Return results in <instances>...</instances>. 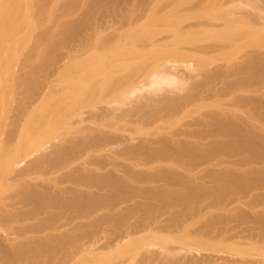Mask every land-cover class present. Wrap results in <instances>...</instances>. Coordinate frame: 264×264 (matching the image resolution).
Listing matches in <instances>:
<instances>
[{"label":"rangeland","instance_id":"1","mask_svg":"<svg viewBox=\"0 0 264 264\" xmlns=\"http://www.w3.org/2000/svg\"><path fill=\"white\" fill-rule=\"evenodd\" d=\"M96 32H100L99 37L104 42L90 43L91 46L88 48L90 51L85 50L86 47H81L80 40L82 42L86 36L93 37ZM112 46L116 51L118 48L117 56L112 54L116 52ZM166 50L168 52L164 53ZM71 53L72 55H70ZM87 53L91 59H87L89 57ZM84 54L85 56H83ZM166 54L167 56H165ZM94 56L99 59L103 57L98 61L105 62L106 65L102 64L103 67L109 66L108 70L106 67H104L105 70L97 69L103 70L101 73L106 77L102 74L101 76L105 79L109 76V80L112 76L113 79H117L116 81H123V83L119 81L123 87L133 89L111 91L108 85L111 88L110 82L113 81H104V78L100 77L98 79L99 82L101 80L100 86L96 80L95 87L92 85L90 87L88 82L91 77L87 73L89 69L91 70L88 66L93 67L91 63L96 61ZM189 60L191 66L188 63L186 65ZM162 61L166 68V71L165 68L163 70L172 73L171 76L175 75L173 78L177 77V83L170 87L163 84L156 91L151 87L146 88L150 82L149 79H151L148 77L149 74L158 69L157 65ZM100 66L98 65L97 68ZM241 66L255 68L251 81L249 80L248 83H233L231 82L233 80L226 81L221 79L222 77L219 80L217 77L219 82L217 81L215 90L211 92L200 90L198 93L193 91L195 84L208 80V74L217 71L225 72V69L232 70L234 68L233 70H235L236 67ZM111 68L112 71L115 70L114 73H109ZM193 69L194 71H192ZM190 72L194 73V76ZM211 74L210 76L213 75ZM212 77V79L216 78ZM218 85L220 90L217 88ZM238 85L239 87H237ZM136 86L139 89L135 90ZM96 87L97 91H92ZM46 98L47 100H44ZM38 100L40 101L38 102ZM185 100H187L186 103ZM48 101L50 102L48 103ZM159 102L164 103L166 110L163 109V112L150 117L145 108L156 106ZM57 104H59L58 107L60 106L59 109H65H62L65 111L64 113L74 110L71 114L68 113L69 115L66 113L64 117L69 118L70 116L72 120L73 118L75 120L69 124L71 127L69 125L65 127L63 124V128H65L62 129V124L58 125L55 119V125L52 123V127L56 133L52 134L56 138L58 133L61 140L58 137L55 140L53 136H49L54 142L52 144L56 143L57 145L59 141H64L63 137H65V140L68 141L65 145H69L70 142L72 145L73 142L68 138L71 139L73 134L74 136L79 135L78 130L82 126L95 128L102 124L100 132L103 135H111V138L115 136L112 142L119 138L117 134L120 137L123 135L119 138L121 140L113 142L106 147V150L98 151L100 154L94 152L96 155L93 153L92 157L89 156L90 159L85 157L88 160L87 162L85 160L87 163L85 164V174L87 173L89 177L87 180L89 182L86 184L85 182L83 184L80 177V173L84 175L80 172V168H82L80 161L74 163L75 167L71 165L70 169H73H71V174H69L71 172L68 171L69 168L61 169L60 172L56 168H51L52 171L55 170L51 173V169L50 171L47 169L50 167L49 163L43 164V162L42 165H37L29 171L28 166L32 164V160L33 163H37L35 160H39L42 156L45 157L46 154L53 151L54 147H60V143L57 146L52 145L48 139V141L44 142V140L38 144L33 139H27V143L26 140L24 143L28 145L25 146L22 142L23 146L21 147V144H18V138L13 136L17 131L16 123L19 126V124H23L26 117L30 118L31 115L38 113L34 116H46L48 114L45 113L49 112L46 108H50V110L56 108L55 110H57L58 107H55ZM164 106L162 107L165 108ZM107 108L111 113L106 116L104 111ZM36 109L38 112L35 111ZM52 110L51 114H53ZM101 112L105 117H103V113L101 115ZM0 113L1 153L4 152L3 149L15 142L21 148V153L23 152L20 153L22 157L20 155V162L17 166V169L20 170L16 169L20 175H17L18 173L14 175L16 179L20 176L18 180L22 181H19V184L16 182L18 180L11 178L12 174L8 175L3 171V166L0 164V232L4 235L16 236L18 242L25 241L24 243H26L31 240L30 242L34 243L31 246H34L37 241L35 237L40 236L41 240L44 239V243L50 245H47L50 249L47 250V248L45 252L25 251L14 254L17 257L14 255L6 257L4 256L7 255L6 252H2V258H6L4 264H163V262L174 264L175 261L177 262L175 264H183L184 262L181 261H185L186 256L187 263L184 264H189V258L194 264H199L201 261L202 264L203 261L211 264L214 257L216 259L212 260L214 264L221 258V262L217 264L226 262V264L234 262V264H238L236 260L240 261L239 264H246L248 260L247 264H264V226H262L264 219L260 220L264 218V204L262 205V201H264V197H262L264 196V0H0ZM90 113H94V115H90ZM97 113L101 116L98 117ZM77 114L79 115L77 116ZM53 116L52 118H55L54 114ZM235 116L237 117L235 119L237 123L235 131L237 132L233 133L234 130H229L230 128L227 126L229 122L226 121ZM77 117L78 119H76ZM7 124L10 128L8 130L13 133H6ZM2 125H5L4 128H6L2 129ZM67 127H70L69 132H66ZM43 129L46 128L43 127ZM4 130L5 134L10 136L6 137L4 144L6 147L3 148ZM115 132L117 133L115 134ZM173 135L176 137L174 138ZM124 136L127 139L130 137L129 142L127 139L124 140L126 138ZM172 138H174L173 142H171ZM175 139L178 142L181 139V143L189 142L188 145L191 146L189 151L191 152L184 154L175 151L174 143L177 142ZM164 142L167 144L163 145ZM156 143L161 149L160 152ZM33 144L37 145L36 148ZM41 144L44 150L37 149L42 148ZM140 148L152 150L149 151V154ZM254 149L255 151H253ZM28 154L30 155L28 156ZM0 156H2V158L0 157L1 163L3 154ZM76 164L79 168H76ZM75 169L77 171L79 169V173H74V176ZM24 170L29 172L24 173ZM90 171L92 172L90 173ZM245 174H247V178ZM23 176H25L24 179ZM240 176L242 177L240 178ZM101 178H105L106 181ZM253 179L256 181L254 182ZM204 187L205 189H203ZM206 187H210L208 189L211 191L208 192ZM82 188L85 192L91 191L97 197L96 201L98 197H102L100 200L107 199L103 206L106 216H101L100 213L92 214L97 218L92 215L87 216L84 218L85 220L81 219L83 222L86 221L83 224L80 220L72 221L71 218V221L69 220V211L62 203L74 194H82L79 191ZM232 189H235V193ZM62 190L64 191L62 192ZM84 190L83 193H85ZM33 192L46 196L44 198L40 196L39 200L32 199L29 197V193ZM258 194L262 195V198ZM49 196L51 201L53 199L52 202L48 199ZM197 196L198 198H196ZM56 199H61L62 202ZM247 204H250V207ZM206 206L207 208H205ZM219 207L223 208V211ZM201 208L203 209L201 210ZM213 209L217 213L221 212V215H218ZM230 210L234 211L230 212ZM239 210L244 212L241 213ZM252 210H255L256 213ZM258 210L260 211L258 212ZM90 211L91 207L84 208V212L89 213ZM246 212L247 216H244ZM6 213H10L12 219L3 218ZM56 213L60 216L59 223L58 220H56L57 222L44 223L40 219L43 217L44 220L45 217L48 218L49 215ZM207 213H210V216H207ZM232 214L237 215L233 217ZM255 214L260 218L259 216L257 218ZM202 215L206 216V219L201 218ZM248 215L253 216L249 218ZM104 216L105 218H102ZM190 216L192 217L190 218ZM236 217H239V220ZM210 220L214 221L209 222ZM206 222L213 223L214 226H209V224H205ZM37 223L41 225L39 229L36 227L37 225H34ZM233 223L235 225L232 226ZM188 224L189 226H187ZM220 224L224 227H221ZM216 225L217 227H215ZM34 226L38 230H35ZM206 226L207 229L212 228L206 229V231L203 229ZM231 226L234 230L231 229ZM245 226H248V229ZM30 227H33L32 229L35 231H29ZM61 227L63 228L61 229ZM226 228L228 229L226 230ZM39 230H41L40 233L35 234ZM202 231L207 234L204 235ZM191 232L193 235L189 234ZM248 232L249 236L245 235ZM239 234L244 235V239ZM172 239L174 240L172 241ZM43 242H41L42 247L46 244ZM83 248H88L90 251ZM162 249L163 251H161ZM168 249L171 250L174 257L177 255L175 257L177 260L171 256ZM159 252L160 255H158ZM162 252H166L165 255ZM190 252L193 253L192 256ZM195 253L199 257L195 256ZM2 254L0 251V259H2ZM150 255L153 256L150 257ZM154 255L158 256L159 260ZM210 256L213 257L209 258ZM159 257L163 258V261ZM150 258L154 259L153 262Z\"/></svg>","mask_w":264,"mask_h":264},{"label":"bare ground","instance_id":"2","mask_svg":"<svg viewBox=\"0 0 264 264\" xmlns=\"http://www.w3.org/2000/svg\"><path fill=\"white\" fill-rule=\"evenodd\" d=\"M116 15H118V14H116ZM116 18H117V16H116ZM119 18H120V16H119ZM111 22V21H110ZM109 22V23H110ZM106 24V23H105ZM204 27V26H203ZM97 30V29H96ZM98 31H101V30H98ZM99 33L100 32H96L95 34H94V38L92 37V36H89V37H87L86 36V38L81 42V40H80V43L83 45H81V47H86L85 48V50L87 49V51L89 50L88 48L91 46V44H97V43H99V42H104V40H102L101 41V39H100V37H99ZM91 35V34H90ZM104 36V35H103ZM110 36V35H109ZM59 42V41H58ZM113 42H116V41H113ZM79 43V42H78ZM77 43V44H78ZM91 43V44H90ZM117 43V42H116ZM164 43V42H163ZM163 43H161L162 45H165V44H163ZM109 44H112V43H109ZM203 44V43H202ZM107 45V44H106ZM108 46V45H107ZM170 46V45H169ZM72 47V46H71ZM80 47V46H79ZM110 47V46H109ZM115 47H117V46H115ZM172 47V46H171ZM73 48V47H72ZM71 48V49H72ZM112 48H113V46H112ZM162 48V47H161ZM160 48V49H161ZM69 49V48H68ZM76 49V48H75ZM79 49V48H78ZM114 49V51H116L115 50V48H113ZM113 49H112V51H113ZM163 49V48H162ZM161 49V50H162ZM166 49H167V47H166ZM169 50V49H168ZM168 50H166L164 53H166V52H168ZM171 51H172V49H170ZM78 51V50H77ZM81 51L83 52V50L81 49ZM86 51V52H87ZM90 51V50H89ZM113 51V52H114ZM163 51V50H162ZM171 51H169V52H171ZM174 51V50H173ZM71 52V51H70ZM69 52V53H70ZM73 52V51H72ZM118 52V48H117V51L116 52H114V53H112V54H115L116 56H117V53ZM90 53V52H89ZM175 53V52H174ZM62 54V53H61ZM181 54H182V52H181ZM70 55H72V53L70 54ZM92 55V54H91ZM83 56H85V54L83 55ZM87 56H89L87 59H89L91 56L87 53ZM97 56H101V55H97ZM97 56H94V57H96L97 58ZM116 56H114V57H116ZM165 56H167V54L165 55ZM165 56H164V58H165ZM67 57V56H66ZM160 57V56H159ZM61 58H62V56H61ZM95 58V62H97L98 60H100L101 58H103V57H101L100 59H99V57L96 59ZM60 59V58H59ZM69 59H70V57H69ZM86 59V60H87ZM91 59V58H90ZM105 59H108V58H105ZM169 59V58H168ZM175 59V58H174ZM92 60H93V57H92ZM110 60V59H109ZM159 61H160V59H158ZM170 60V59H169ZM53 61H54V59H53ZM62 61V60H61ZM85 61V60H84ZM89 61V60H88ZM106 61V60H105ZM168 61V60H167ZM57 62V61H56ZM95 62H93V63H91V62H89V64L91 63L92 64V66L93 67H89L88 66V68H91V70L89 69V71H88V68L86 69L87 71H88V75H89V77H91V78H89V79H91L90 80V82H88L89 83V85H90V87H92V86H94L95 87V81L96 80H98L99 79V77L102 79V78H104L103 76H105V75H103V73H101V72H103V70H105V68L104 67H106V69L109 67L108 65L107 66H102V64H105V62L103 61V62H101V61H98L100 64H95L94 65V63ZM190 60H189V62H186V65H187V63H188V65L190 64ZM167 63V62H166ZM170 63V62H169ZM178 63V65H179V62H177ZM183 63H185V61H183ZM60 64V63H59ZM64 64H66V63H64ZM90 64V65H91ZM153 64H155V63H153ZM152 64V65H153ZM165 63H164V61H162V62H160L159 63V65H157L158 66V69H155L152 73H150L149 74V76L148 77H150L151 79H149L150 80V82H149V84H147L146 85V88L147 87H151V88H153V89H155V91L156 90H158V89H160L161 88V86H163V84H167L169 87H170V85L172 86L173 84H176L177 82H176V80H177V77L174 79L173 78V76H175V75H173V76H171L172 75V73H167V72H165L166 71V68H165V65H164ZM182 64V63H181ZM180 64V65H181ZM88 65V64H87ZM98 65H101L100 67H98L97 68V66ZM106 65V64H105ZM123 65V64H122ZM125 65V64H124ZM184 65V64H183ZM156 66V65H155ZM168 66V65H167ZM174 66V65H173ZM189 66H191V65H189ZM102 67V68H101ZM124 67V66H123ZM169 67H170V65H169ZM188 67V66H187ZM229 67V66H228ZM119 68V67H118ZM125 68V67H124ZM140 68H142L143 69V67H140ZM165 68V71L163 70ZM168 68V67H167ZM172 68V67H171ZM177 68V67H176ZM175 68V69H176ZM189 68V67H188ZM194 68V67H193ZM223 68V67H222ZM227 68V67H226ZM230 68H231V66H230ZM97 69H103V70H97ZM110 69V68H109ZM141 69V70H142ZM187 69V68H186ZM191 69V68H190ZM196 69V68H195ZM234 69V68H233ZM226 70L225 69V72H223V71H221V72H219V71H217L216 73H210L212 76H214V78L215 79H212L213 77L212 76H210V74H208V80H206V81H204V82H200V83H197V84H195L194 86H193V91H195L196 93H198L200 90H208V91H213V90H215L214 89V87H216V84H218V78H219V80H221V79H225L226 81L227 80H233V81H231V82H233V83H248V81L250 80L251 81V76L253 75V70L255 69V68H253L252 69V67L250 68V67H247V66H241V67H236L235 68V70ZM108 70V69H107ZM107 70H106V72H107ZM118 70V69H117ZM119 70H120V68H119ZM141 70H139V71H141ZM143 70H146V69H143ZM178 70V69H177ZM180 70V69H179ZM189 70V69H188ZM198 70V69H197ZM221 70V69H220ZM223 70V69H222ZM47 71V70H46ZM84 71V73H85V69L83 70ZM91 71V76H90V74H89V72ZM114 69H113V71H112V68H111V70H110V72L109 73H114ZM190 71V70H189ZM192 71H194V69L192 70ZM213 71V70H212ZM226 71H228V72H226ZM255 71V70H254ZM175 72V71H174ZM209 72H211V71H209ZM47 73V72H46ZM185 73V72H184ZM183 73V74H184ZM192 72H190V74H191ZM196 73V72H195ZM203 73V72H202ZM205 73V72H204ZM208 73V72H207ZM101 74L103 75V76H101ZM171 74V75H170ZM194 74V73H193ZM193 74H191L192 76H194ZM50 75V74H49ZM88 75H86V77L88 78ZM115 76L116 77H118L116 74H115ZM122 76H124L125 77V75H122ZM199 76V75H198ZM207 76V75H206ZM106 77V76H105ZM109 76H107V78H108ZM114 77V76H113ZM121 77V76H120ZM187 77V76H186ZM185 77V78H186ZM204 77H205V74H204ZM212 77V78H211ZM218 77V78H217ZM220 77H222L221 79H220ZM87 78H85V79H87ZM103 79L104 81L105 80H108L109 82L110 81H113V82H110L111 83V88H110V85H108V88H109V90L111 89V91H130V90H132V89H129V88H127V87H123L120 83H123V81L121 82L120 80V83H119V81H116L117 79H115V81H114V79L112 78V76H111V78L113 79H111L110 78V80H109V78L108 79ZM179 78V77H178ZM189 78V77H188ZM187 78V79H188ZM194 78V77H193ZM198 78V77H197ZM196 78V79H197ZM124 79V78H123ZM179 79H181V78H179ZM199 79H200V77H199ZM206 79H207V77H206ZM102 80V81H103ZM122 80V79H121ZM148 80V81H149ZM182 80V79H181ZM194 80H195V78H194ZM83 81H84V79H83ZM86 81V80H85ZM89 81V80H88ZM198 81H200V80H198ZM218 81V82H217ZM224 81V80H223ZM226 81H224L225 83H228V82H226ZM107 82V81H106ZM108 82V83H109ZM223 82V83H224ZM87 83V82H86ZM101 84V80H100V82H99V80H98V84ZM148 83V82H147ZM194 83H196V82H194ZM224 83V84H225ZM232 83V84H233ZM82 84H83V82H82ZM94 84V85H93ZM100 84H99V86H100ZM106 84V83H105ZM105 84H103V85H105ZM221 84V83H220ZM92 85V86H91ZM228 85V84H227ZM227 85H225V86H227ZM83 86H84V84H83ZM96 86H98V85H96ZM102 86V85H101ZM229 86V85H228ZM227 86V87H228ZM235 86H236V84H235ZM242 86V85H241ZM102 87H105V86H102ZM164 87H165V85H164ZM163 87V88H164ZM220 87H222V86H220ZM226 87V88H227ZM237 87H239V85L237 86ZM217 88H219V85H218V87ZM90 89V88H89ZM134 89L135 90H137V89H139V87L138 86H136V87H134ZM222 89V88H221ZM224 89V88H223ZM227 89H231L230 87L229 88H227ZM227 89H226V91H227ZM235 89V88H234ZM246 89V88H245ZM248 89V88H247ZM246 89V90H247ZM82 90V89H81ZM91 90V89H90ZM98 90H100V88L98 87ZM102 90V89H101ZM106 90H107V88H106ZM108 90V91H109ZM219 90H220V88H219ZM92 91H97V87H96V89L95 90H92ZM134 91V90H133ZM189 91V90H188ZM217 91V90H216ZM222 91V90H221ZM90 92V91H89ZM45 93V92H44ZM86 93V92H85ZM88 93V92H87ZM92 93H94V92H92ZM96 93V92H95ZM94 93V94H95ZM43 94V93H42ZM49 94H51V93H49ZM74 94V93H73ZM72 94V95H73ZM76 94V93H75ZM80 94V93H79ZM79 94H78V98H79ZM90 94V93H89ZM89 94H87V95H89ZM46 95H48V94H46ZM52 95V94H51ZM72 95H70L71 97H72ZM194 95H195V93H194ZM40 96V95H39ZM42 96V95H41ZM40 96V97H41ZM74 96V95H73ZM76 96V95H75ZM84 96H86V95H84ZM91 96H92V94H91ZM44 97H45V94H44ZM47 97V96H46ZM68 97V96H67ZM48 98H49V96H48ZM51 98V97H50ZM40 100H42L41 98H39ZM73 99V98H72ZM187 99V98H186ZM40 100H38V102L40 101ZM44 100H47V98L46 99H44ZM44 100H43V102H44ZM162 100V99H161ZM32 101V100H31ZM186 101L187 100H185V103H186ZM33 102V101H32ZM37 102V103H38ZM50 101H48V103H49ZM111 102V101H110ZM110 102H109V104H110ZM161 102V101H160ZM159 102V104H157L156 106H148L147 108H145V110H146V112H147V114L150 116V117H154L156 114H158L159 112L161 113V112H163V109H165L166 110V107L164 106V103H160ZM163 102V101H162ZM182 102V101H181ZM184 102V101H183ZM182 102V103H183ZM30 103V102H29ZM108 103V102H107ZM33 104V103H32ZM39 104V103H38ZM40 105H43V104H41L40 103ZM58 105L59 104H57V105H55V107H58ZM182 105V104H181ZM186 105V104H185ZM184 105V106H185ZM35 107H36V105H34ZM162 106H164L165 108H163ZM44 107V106H43ZM73 107V106H72ZM72 107H71V109H72ZM182 107V106H181ZM39 108V107H38ZM44 108H46V107H44ZM60 108V106L57 108V110H55L54 108V110H52V108H51V110L53 111V114L55 115V118H52V117H54L53 116V114H51L50 113V108H46V110L48 109L49 110V112H46L45 114H48V115H46V116H42V117H39V116H34V115H38V114H34V115H31L30 116V118H29V116L28 117H26L25 118V121L23 122V124L21 123V124H19V126L17 125V123L16 122H13V123H16V127H15V125H14V127L15 128H17V131H16V134H14L13 136H16V138H18L17 140H19L18 141V144L20 145L22 142L24 143L25 142V140H26V143H27V139H33V141L35 142V141H37L38 142V144L39 143H41V141H44V142H46V140L48 141V139H50L49 141H51V144L52 143H54V142H52L53 140H52V136H53V138L56 140V138L59 136L58 135V133H57V137L55 138L54 136L55 135H53V134H55L56 133V131H55V129H54V131H53V128L54 127H52L53 126V124L52 123H54V121H55V119H56V122H57V124L58 125H61V128L62 129H64L67 125H69L72 121H74L75 119L73 118V120L70 118V116H69V118L67 117V118H65L64 117V115L67 113H64L65 111V109L64 108H62V109H64V110H62V109H59ZM66 108V107H65ZM68 108H70V107H68ZM102 108V107H101ZM42 109V108H41ZM67 109V108H66ZM74 109V108H73ZM92 109V108H91ZM104 109V108H103ZM170 109V108H169ZM39 110H40V108H39ZM45 110V111H46ZM78 110V109H77ZM76 110V111H77ZM172 110V109H171ZM35 111H37L38 112V109H36ZM35 111H33L34 113H37V112H35ZM43 111V110H42ZM68 111V110H67ZM70 111V110H69ZM74 110H72V111H70V112H68L69 114H71V112H73ZM101 111V110H100ZM169 111V110H168ZM32 112V111H31ZM32 112V113H33ZM55 112H56V114H55ZM90 112V111H89ZM97 112H99V111H97ZM104 112H106L105 113V115L107 116L108 115V113H111L109 110H108V108L104 111ZM30 113V112H29ZM29 113H27V114H29ZM49 113L51 114L50 116H49ZM64 113V114H63ZM67 113V115H69ZM102 113L103 112H101V115H102ZM1 114V113H0ZM41 114V113H40ZM93 115H94V113H92ZM91 113H90V115H92ZM98 114V113H97ZM8 115V114H7ZM26 115V114H25ZM42 115V114H41ZM43 115H44V113H43ZM79 114H77V116H78ZM100 115V116H101ZM12 116V115H11ZM11 116H9L10 118H11ZM23 116V115H22ZM76 116V115H75ZM74 116V117H75ZM97 115H96V113H95V117H96ZM99 116V114H98V117H100ZM7 117V116H6ZM17 117V116H16ZM24 117V116H23ZM91 117H93V116H91ZM94 117V118H95ZM103 117H105L104 116V113H103ZM52 119H54L53 120V122H52ZM76 119H78V117L76 118ZM82 119V118H81ZM96 119V118H95ZM235 119H237V117L235 116L234 118H232V119H230V120H227L226 122H229L228 123V125H227V123H226V125L230 128L229 130L230 131H232V129L234 130L233 131V133L234 132H237V131H235L236 130V127H235V124H237L236 122H235ZM24 120V119H23ZM80 120V119H79ZM102 120H104V119H102ZM10 122V121H9ZM75 122H77V121H75ZM97 122V121H96ZM10 123H12V122H10ZM83 123V122H82ZM98 123V122H97ZM57 124H56V126H57ZM63 124H64V128H63ZM99 124H101V123H99ZM10 125V124H9ZM51 125V126H50ZM54 125H55V123H54ZM73 125V124H72ZM82 125V124H81ZM3 126V125H2ZM5 126V125H4ZM4 126L2 127V129L4 128ZM6 126H8V124L6 125ZM11 126V125H10ZM18 126V127H17ZM45 126H47V127H45ZM49 126V127H48ZM55 126V127H56ZM70 127H71V125H69ZM90 126V125H89ZM100 126H102V124L101 125H98V127H95V128H92V127H88V126H86V127H83L82 126V128L81 129H79L78 130V132H79V135H77V136H74V134H73V137H71V139L70 138H68V140H70V141H72L73 142V144L71 145L70 143H68L69 145H65V143H66V141H67V139L65 140V137H63L64 138V141L62 142V141H59V143H57V145L59 144L60 145V147L59 146H57L56 145V143L55 144H52V145H56L57 146V148L56 147H54V149H56V150H54L53 149V151L52 152H50L49 154H46V156L44 157V156H42V157H44V158H39V160H35V161H37V163H33V160H32V164H30L28 167V170L29 169H32L33 167L35 168L37 165H42L41 163L43 162V164L44 163H49V165L48 166H50L49 168H47L49 171H50V169L51 168H53V169H57V170H59V172H60V170L61 169H66V168H69L68 169V171L70 172L71 171V169H70V167H75V165H74V163H77V162H82V163H80L81 164V166H82V168H80V172H82L84 175H82L81 173H80V177H81V180H82V182H83V184H84V182H85V184L86 183H88L87 182V180H89V177H88V174L86 175L85 174V172H86V170H85V164H87V163H85V160H86V162L88 161L85 157H89V156H91L94 152H97L98 153V151H100V152H102L103 150H106V147L107 146H109L110 144H112L113 142H112V140H114V137L113 138H111L110 136H108L107 134H105V135H103V133L102 132H100ZM43 127L44 128H46V129H43ZM70 127H67V131L66 132H69V128ZM228 127H226V128H228ZM6 128V127H5ZM4 128V129H5ZM235 128V129H234ZM8 129H10L9 128V126H8V128H6V133H8V132H10V130H8ZM72 129V128H71ZM74 129V128H73ZM76 129H78V128H76ZM1 130V129H0ZM3 131V130H2ZM12 131H14V129H12ZM62 131V130H61ZM63 131H65V130H63ZM74 131V130H73ZM76 131V130H75ZM123 131V130H122ZM1 132V131H0ZM55 132V133H54ZM57 132H59V131H57ZM66 132H64V133H66ZM77 132V131H76ZM104 132V131H103ZM119 132V131H118ZM124 132V131H123ZM10 133H13V132H10ZM53 133V134H52ZM112 133H114V132H112ZM117 132H115V134H116ZM4 134H5V130H4ZM9 134V133H8ZM8 134H5V140L3 139V145L5 144V141H6V137H8V136H10V135H8ZM52 134V135H51ZM63 134V133H62ZM68 134V133H67ZM66 134V135H67ZM76 134V133H75ZM103 136H102V135ZM109 134V133H108ZM129 134V133H128ZM131 134H132V132H131ZM171 134V133H170ZM175 134V133H174ZM177 134V133H176ZM7 135V136H6ZM61 135V134H60ZM118 136H119V138H121L120 137V135L119 134H117ZM185 135V134H184ZM4 136V135H3ZM49 136H51L50 138H49ZM68 136H69V134H68ZM113 136V135H112ZM174 136V135H173ZM180 136H181V134H180ZM179 136V137H180ZM183 136V135H182ZM186 137H188L187 135H185ZM0 139H2V135H0ZM110 137V138H109ZM124 137H126V136H124ZM124 137H123V139H124ZM171 137H172V134H171ZM176 136H174V138H175ZM177 137H178V135H177ZM184 137V136H183ZM4 138V137H3ZM11 138V137H10ZM59 138V140H61V138L60 137H58ZM118 138V139H119ZM174 138H172V141L171 142H173V139ZM181 139H183L182 137H180ZM14 140H15V138H13ZM12 139V140H13ZM117 139V140H118ZM122 139V140H123ZM127 139V137L124 139V140H126ZM128 139H130V137H128ZM127 139V140H128ZM131 139H132V137H131ZM177 139V138H176ZM175 139V141H177ZM181 139H179V142L177 141L176 143H174V147L176 148V150L175 151H179L180 153H187V152H191V151H189L190 150V147L191 146H189L188 144H189V142H187V143H181L180 141H181ZM190 139V138H189ZM12 140L10 141V143L12 142ZM117 140H115V142H117ZM119 140H121V139H119ZM1 141V140H0ZM16 141V140H15ZM32 141V142H33ZM174 141V142H175ZM8 142V141H7ZM68 142V141H67ZM114 142V143H115ZM121 142V141H120ZM128 142H129V140H128ZM154 142V141H153ZM159 142H161V141H159ZM9 143V142H8ZM17 142H15L14 144H10L8 147H6V145H2L3 146V148L4 147H6L5 149H3L4 150V152H2L1 153V151H0V154H3V159L1 160L2 162L0 163V164H2V166H3V171L4 172H6L8 175L9 174H12L13 175V177L11 176V178H14V180L16 179V177H14V175H16L17 173H18V171L20 170H18L17 169V166L19 165V162H20V155L23 153H21V148L19 147V145L18 144H16ZM22 143V144H23ZM26 143H24L25 144V146L26 145H28V144H26ZM43 143V142H42ZM50 143V142H49ZM119 143V142H118ZM117 143V144H118ZM155 143V142H154ZM165 143L167 144V142H164V144L163 145H165ZM20 145L21 147L23 146V145ZM35 144V143H34ZM33 144V146H35ZM64 144V145H63ZM173 144V143H172ZM8 145V144H7ZM156 145L158 146V144L156 143ZM160 145V144H159ZM237 145H239V143H237ZM261 145V144H260ZM30 146V145H29ZM37 146V145H36ZM36 146H35V148H36ZM44 146V145H43ZM45 146H46V144H45ZM51 146V145H50ZM263 146V145H262ZM41 147H42V144H41ZM149 147V146H148ZM159 147V146H158ZM162 147V146H161ZM142 148V147H141ZM140 148V149H141ZM174 148V149H175ZM24 149V148H23ZM22 149V150H23ZM37 149H42V150H44L43 149V147L42 148H37ZM47 149V148H46ZM147 149V148H146ZM0 150H1V146H0ZM142 151L144 150V149H141ZM152 150V149H151ZM150 149H149V151H151ZM157 150H158V148H157ZM160 147H159V152H160ZM259 150V149H258ZM146 153H148L149 151H148V149L147 150H144ZM253 151H255V149L253 150ZM163 152V151H162ZM161 152V153H162ZM258 152V151H257ZM260 152H261V150H260ZM21 153V154H20ZM26 153V152H25ZM44 153V152H43ZM44 154V155H45ZM98 154H100V153H98ZM97 154V155H98ZM149 154H150V152H149ZM30 154H28V156H29ZM43 155V154H42ZM94 155H96V153H94ZM104 155H106V154H104ZM251 155V154H250ZM249 155V156H250ZM103 156V155H102ZM248 156V157H249ZM1 158H2V156H0ZM21 157H22V155H21ZM24 157V156H23ZM40 157V156H39ZM92 157V156H91ZM91 157H89V159L91 158ZM251 157V156H250ZM249 157V158H250ZM0 158V159H1ZM83 158H84V160H83ZM36 159V158H35ZM81 159H82V161H81ZM24 161V160H23ZM40 162V163H39ZM244 162H246V161H244ZM29 164V163H28ZM79 164V163H78ZM47 165V164H46ZM72 165V166H71ZM84 165V166H83ZM38 166V168H40ZM44 166V165H43ZM88 166V165H87ZM91 166V165H90ZM78 166H77V164H76V168H77ZM79 168V167H78ZM88 168V167H87ZM91 168V167H90ZM89 168V169H90ZM260 168V167H259ZM18 171H17V170ZM254 169V168H253ZM261 169V168H260ZM1 170V169H0ZM33 170V169H32ZM73 170V169H72ZM85 170V171H84ZM90 170H92V169H90ZM94 170V169H93ZM92 170V171H93ZM240 170V169H239ZM256 170V169H255ZM254 170V171H255ZM2 171V172H3ZM29 171H31V170H29ZM28 171V172H29ZM53 171H55V170H53ZM52 171V169H51V173L53 172ZM67 171V170H66ZM76 171V172H75ZM84 171V172H83ZM92 171H90V173L92 172ZM118 171V170H117ZM236 171V170H235ZM258 171V170H257ZM25 172H27V171H25L24 170V173ZM27 172V173H28ZM34 172H35V170H34ZM77 172L79 173V169H78V171H77V169H75L74 170V172H73V174L74 173H76L77 174ZM88 172H89V170H88ZM256 172V171H255ZM262 172H263V169H262ZM5 173V174H6ZM22 173V172H21ZM26 173V174H27ZM31 173V172H30ZM29 173V174H30ZM48 173V172H47ZM57 173H58V171H57ZM72 173V171L69 173V174H71ZM235 173V172H234ZM245 173V172H244ZM250 173V172H249ZM4 174V173H3ZM33 174V173H32ZM50 174V173H49ZM261 174V173H260ZM17 175H20V173H18ZM21 175H23V174H21ZM247 174H245V176H246ZM72 176V175H71ZM74 176H75V174H74ZM77 176V175H76ZM244 176V177H245ZM250 176V175H249ZM249 176H248V179H249ZM262 176V175H261ZM5 177V176H4ZM18 177H20V176H18ZM17 177V179L16 180H18V179H20V178H18ZM22 177V176H21ZM24 177L25 176H23V179H24ZM29 177V176H28ZM65 177V176H64ZM104 177V176H103ZM238 177H239V175H238ZM242 176H240V178H241ZM71 178H73V177H71ZM97 178V177H96ZM236 178H237V175H236ZM246 178H247V176H246ZM255 178V177H254ZM260 178V177H259ZM26 179V178H25ZM58 179V178H57ZM95 179V178H94ZM102 179V178H101ZM104 180H105V178H103ZM102 179V180H103ZM251 179V178H250ZM261 179H262V177H261ZM55 180V179H54ZM61 180V179H60ZM91 180V179H90ZM99 180V179H98ZM101 180V181H102ZM243 180V179H242ZM247 180V179H246ZM254 180V179H253ZM19 181L20 180H18V181H16V182H18L17 184H19ZM22 181V180H21ZM20 181V182H21ZM61 181H63V180H61ZM100 181V182H101ZM106 181V180H105ZM105 181H104V183H105ZM250 181V180H249ZM256 180H254V182H255ZM262 181V180H261ZM54 182V181H53ZM68 182V181H67ZM70 182V181H69ZM99 182V181H98ZM240 182V181H239ZM239 182H238V184H239ZM251 182V181H250ZM24 183V182H23ZM55 183H56V181H55ZM58 183V182H57ZM263 183V182H262ZM22 184V183H21ZM31 184V183H30ZM99 184V183H98ZM246 184V183H245ZM99 185H102L101 183L99 184ZM248 185V184H247ZM260 185V184H259ZM67 186V185H66ZM65 186V187H66ZM97 186V185H96ZM95 186V187H96ZM203 186H206V185H203ZM250 186V185H249ZM23 187H24V185H23ZM67 187H70V186H67ZM233 187V186H232ZM253 187V186H252ZM61 188V187H60ZM100 188V187H99ZM102 188V187H101ZM208 188H210V187H208ZM207 187H206V189H208ZM212 188V187H211ZM221 188V187H220ZM251 188V187H250ZM262 188H263V186H262ZM25 189V188H24ZM27 189H29V188H27ZM63 189V188H62ZM65 189V188H64ZM69 189V188H68ZM83 189V188H82ZM79 190L80 191V193H82V194H74V195H72L70 198L68 197V198H66L65 200H64V202L62 203L67 209H68V213H69V220L71 221V219H72V221H74L75 219L76 220H80V222L82 221V220H85L84 218L86 217L87 218V216H90V215H94V214H96V213H100V215L102 216V215H105L106 216V213H105V207H103L104 205H105V203H106V198L104 199V197H103V199L104 200H100V199H102V194H100V193H98V194H100L99 196L101 197V198H99L98 197V199H97V201H96V196H94L93 195V193H91V191H89V192H85V190H84V192L85 193H83V190ZM89 189V188H88ZM88 189H86V191H88ZM202 189V188H201ZM203 189H205V187L203 188ZM202 189V190H203ZM224 189V188H223ZM239 189H241V188H239ZM31 190V189H30ZM66 191H67V189H65ZM99 190V189H98ZM100 190H104V189H100ZM209 190V189H208ZM226 190V189H225ZM227 190H229V189H227ZM233 190V189H232ZM235 190V189H234ZM233 190V191H234ZM64 190H62V192H63ZM65 191V192H66ZM205 191V190H204ZM211 190H209L208 192H210ZM219 191H221V190H219ZM224 191V190H223ZM222 191V192H223ZM232 191V192H233ZM264 191V190H263ZM32 192V191H31ZM53 192V191H52ZM206 192H207V190H206ZM214 192H216V191H214ZM231 192V191H230ZM242 192V191H241ZM201 193H202V191H201ZM233 193H235V191L233 192ZM238 193V192H237ZM40 193H36V192H33V193H29V197L30 198H32V199H38L41 195H39ZM50 194V193H49ZM95 194V193H94ZM209 194V193H208ZM51 195V194H50ZM201 195V194H200ZM234 195V194H233ZM236 195V194H235ZM241 195V194H240ZM259 195V194H258ZM44 196H46V195H43L42 194V196L41 197H43L44 198ZM98 196V195H97ZM202 196V195H201ZM208 196V195H207ZM252 196H254V195H252ZM251 196V197H252ZM260 196V195H259ZM262 196V195H261ZM260 196V197H261ZM50 197V196H49ZM67 197V196H66ZM95 197V198H94ZM231 197H233V196H231ZM262 197H264V196H262ZM261 197V198H262ZM55 198V197H54ZM63 198V197H62ZM196 198H198V196L196 197ZM195 198V199H196ZM202 198V197H201ZM205 198H208V197H205ZM210 198V197H209ZM221 198V197H220ZM235 198V197H234ZM242 198V197H241ZM256 198H257V195H256ZM260 198V199H261ZM40 199V198H39ZM38 199V200H39ZM42 199V198H41ZM50 201H51V197L50 198H48ZM238 199V198H237ZM244 199V198H243ZM56 200H61V199H56ZM98 200H100V201H98ZM198 200V199H197ZM202 200V199H201ZM232 200V199H231ZM240 200H242V199H240ZM249 200H251V198H249ZM52 201H53V199H52ZM51 201V202H52ZM237 201V200H236ZM239 201V200H238ZM256 201H258V200H256ZM262 201V200H261ZM61 202H62V200H61ZM203 202V201H202ZM235 202V201H234ZM242 202V201H241ZM247 202V201H246ZM263 203H262V205L264 204V201H262ZM245 204V203H244ZM251 204V203H250ZM249 204V205H250ZM257 204V203H256ZM248 205V204H247ZM248 205V207H250ZM255 205V204H254ZM64 206H62L63 208H64ZM87 206H89V207H91V211L89 212V213H86V212H84V208L85 207H87ZM226 206V205H225ZM228 206H229V204H228ZM239 206V208H240V204L238 205ZM245 206V205H244ZM261 206V205H260ZM259 206V207H260ZM222 207V206H221ZM247 207V206H246ZM251 207H253V205H251ZM205 208H207V206L205 207ZM220 208V207H219ZM238 208V207H237ZM237 208H235V209H237ZM244 208V207H243ZM258 208V207H257ZM66 209V210H67ZM203 208H201V210H202ZM221 209V208H220ZM223 209V208H222ZM221 209V211H223ZM227 209H229V208H227ZM233 209V208H232ZM242 209V208H241ZM247 209H250V208H247ZM252 209V208H251ZM255 209V208H254ZM262 209V208H261ZM201 210H200V212H201ZM214 210V209H213ZM242 210H245V209H242ZM264 210V209H263ZM107 211H109V210H107ZM106 211V212H107ZM206 211V210H205ZM215 211V210H214ZM220 211V210H219ZM218 211V212H219ZM225 211H226V209H225ZM229 211V210H228ZM232 210H230V212H231ZM234 211V210H233ZM232 211V212H233ZM253 212L255 211V210H252ZM260 210H258V212H259ZM195 212V211H194ZM199 212V211H198ZM216 212V211H215ZM236 212H237V210H236ZM239 212H241L240 210H239ZM244 211H242L241 213H243ZM251 212V211H250ZM258 212H257V214H258ZM264 212V211H263ZM67 213V214H68ZM211 213V212H210ZM209 213V214H210ZM214 213V212H213ZM212 213V214H213ZM217 213V212H216ZM221 212H219V213H217L218 215H221L220 214ZM222 213H224V212H222ZM225 213H227V212H225ZM224 213V214H225ZM255 213H256V211H255ZM10 213H6L5 215H3V218H6V219H8V220H10V219H12V218H10V215H9ZM13 214V213H12ZM107 214H109L108 212H107ZM200 214V213H199ZM202 214V213H201ZM208 213H207V216L209 215ZM228 214H229V212H228ZM239 214V213H238ZM250 214H252V213H250ZM264 214V213H263ZM92 215V216H93ZM98 215V214H97ZM100 215H98L100 218H101V216ZM191 215H193V214H191ZM235 216L237 215V214H234ZM234 215L232 214V216L234 217ZM254 215V214H253ZM252 215V216H253ZM256 215V214H255ZM16 216V215H15ZM48 216V215H47ZM63 216V215H62ZM67 216V215H66ZM65 216V217H66ZM105 216L104 217H102V218H105ZM194 216V215H193ZM198 216H200V215H198ZM210 216V215H209ZM215 216H216V214H215ZM241 216V215H240ZM244 216H247V212H246V214L244 215ZM249 216V218L250 217H252V216H250V215H248ZM257 216V215H256ZM259 216V215H258ZM258 216H257V218H258ZM261 216H263V215H261ZM1 217H2V215H1ZM12 217V216H11ZM93 217H95V218H97L96 216H93ZM192 216H190V218H191ZM204 216L202 215V217L201 218H203ZM206 217V216H205ZM204 217V219H206ZM213 217H214V215H213ZM213 217H210V218H213ZM223 217V216H222ZM228 217V216H227ZM264 217V216H263ZM46 218V219H45ZM44 218V220H43V217L42 218H40L41 220H42V222L44 221V223H46V222H53V221H56V220H58V223H59V218H60V216L56 213V214H52V215H49L48 216V218L47 217H45ZM71 218V219H70ZM185 218H188V217H185ZM200 218V217H199ZM218 218H220V217H218ZM225 218V217H224ZM236 218H238V220H239V217H236ZM245 218V217H244ZM259 218H260V216H259ZM2 219V218H1ZM65 219H67V218H65ZM82 219V220H81ZM181 219V218H180ZM194 219V218H193ZM192 219V220H193ZM217 219V218H216ZM223 219V218H222ZM221 219V220H222ZM243 219V218H242ZM255 219V218H254ZM263 219L264 218H261L260 220H262L263 221ZM8 220H7V222H8ZM14 220V219H13ZM40 220V221H41ZM61 220V219H60ZM179 220V219H178ZM195 220V219H194ZM218 220V219H217ZM225 220V219H224ZM223 220V221H224ZM245 220H246V218H245ZM6 221V220H5ZM4 221V222H5ZM17 221V220H16ZM63 221V220H62ZM184 221H185V219H184ZM189 221V220H188ZM200 221V220H199ZM205 221V220H204ZM208 221V220H207ZM211 221H214V220H210L209 222H211ZM241 221V220H240ZM247 221H249V220H247ZM41 222V223H42ZM57 222V221H56ZM85 223H86V221H84ZM83 221H82V223L81 224H83L84 223ZM193 222H196V221H193ZM205 223V224H209V226H211V225H213V223ZM216 222V221H215ZM222 222V221H221ZM225 222V221H224ZM224 222H222V223H224ZM228 222V221H227ZM242 222V221H241ZM254 222V221H253ZM40 223V222H39ZM40 223V224H41ZM70 223H72V222H70ZM75 223V222H74ZM183 223V222H182ZM186 223V222H185ZM184 223V224H185ZM189 223V222H188ZM197 223H198V221H197ZM219 223V222H218ZM226 223V222H225ZM229 223V222H228ZM255 223V222H254ZM262 223H264V222H262ZM6 224V223H5ZM77 224H78V222H77ZM194 224V223H193ZM192 224V225H193ZM204 224V223H203ZM204 224V225H205ZM253 224V223H252ZM258 224V223H257ZM261 224V223H260ZM38 229L40 228V226L41 225H38V223L37 224H34ZM43 225H45V224H43ZM42 225V226H43ZM47 225V224H46ZM60 225V224H59ZM76 225V224H75ZM186 225V224H185ZM192 225H190V226H192ZM197 225V224H196ZM221 225V224H220ZM228 225V224H227ZM230 225V224H229ZM233 225H235L234 223L232 224V226ZM31 226V225H30ZM35 226H34V229H35ZM187 226H189V224L187 225ZM198 226V225H197ZM201 226H203L202 224H201ZM200 226V227H201ZM208 226V225H207ZM207 226H206V228H203V229H207ZM214 226V225H213ZM223 225H221V227H222ZM231 226V227H232ZM244 226V225H243ZM243 226H241L242 228H243ZM251 226V225H250ZM255 226H257V225H255ZM254 226V227H255ZM262 226H264V224L262 225ZM261 226V227H262ZM179 227H182V226H179ZM184 227V226H183ZM194 227V226H193ZM205 227V226H204ZM215 227H217V225L215 226ZM220 227V228H221ZM224 227V226H223ZM227 227V226H226ZM235 227V226H234ZM246 227V226H245ZM253 227V226H252ZM253 227V228H254ZM26 228H29V227H27L26 226ZM33 228V227H32ZM31 227H30V229L31 230H29V231H32L33 232V230L34 229H32ZM63 227H61V229H62ZM68 228V227H67ZM189 228H191V227H189ZM195 228V227H194ZM193 228V229H194ZM212 227H210V228H208L207 230H209V229H211ZM236 228V227H235ZM247 229H248V226L246 227ZM258 228H260V227H258ZM38 229H35V230H38ZM202 229V230H203ZM228 228H226V230H227ZM230 229V228H229ZM231 229H233V227L231 228ZM231 229H230V232H231ZM238 229H239V227H238ZM241 229V228H240ZM261 229V228H260ZM27 230V229H26ZM34 230V231H35ZM59 230H60V228H59ZM181 230V229H180ZM183 230V229H182ZM199 230V229H198ZM205 230H203L204 232H205ZM206 230V231H207ZM216 230V229H215ZM217 230H218V228H217ZM216 230V231H217ZM219 230H222V229H219ZM224 230V229H223ZM234 230V229H233ZM253 230V229H252ZM251 230V231H252ZM0 231H1V227H0ZM40 231L41 230H39V231H36L35 232V234L38 232V233H40ZM203 231H202V233H203ZM215 231V232H216ZM236 231V230H235ZM238 231V230H237ZM242 231V230H241ZM221 232V231H220ZM225 232H227V231H225ZM230 232H228L229 234H230ZM247 232V231H246ZM255 232V231H254ZM257 232H258V230H257ZM263 232H264V230H263ZM218 233V232H217ZM243 233V232H242ZM253 233V232H252ZM256 233V232H255ZM259 233H262V232H259ZM63 234V233H62ZM189 234H191V235H193V233L191 232V233H189ZM204 235L205 234H207V233H203ZM202 234V235H203ZM208 234H211V233H209L208 232ZM237 234V233H236ZM235 234V235H236ZM244 234V233H243ZM249 234V232L247 233V234H245V235H248ZM203 235V236H204ZM219 235H220V233H219ZM225 235H226V233H225ZM232 235H234V233H232ZM239 235H242V234H239ZM244 235H242L241 237H243ZM249 236V235H248ZM16 237V236H15ZM15 237H13V235H11V236H8V235H4V234H2L1 232H0V251H1V254H2V252H6V254L7 255H4V256H6V257H8V255H14V254H17V253H23V252H25V251H31V252H34V253H42V252H45V250L48 248V246H50V245H48L46 242V244L43 242V240L44 239H42L41 240V238H40V236H37V237H35V239L37 240L36 242H35V245L34 246H31V244H34V243H32V242H30L31 240H29V241H27L26 243H24L25 241H23V243L22 242H18L17 240H16V238ZM33 237V238H34ZM210 237V236H209ZM226 237V236H225ZM236 237V236H235ZM234 237V238H235ZM247 237V236H246ZM33 238H31V239H33ZM196 238V237H195ZM17 239H19V238H17ZM241 239V238H240ZM243 239H244V237H243ZM46 240V239H45ZM174 239H172V241H173ZM237 240H238V237H237ZM17 241V242H16ZM33 241V240H32ZM200 241V240H199ZM247 241V240H246ZM41 242H43L45 245L42 247V244H41ZM186 242V241H185ZM262 242V241H261ZM83 243V242H82ZM181 243V242H180ZM179 243V244H180ZM206 243H209V242H207L206 241ZM50 244V243H49ZM84 244H86L85 242H84ZM125 244V243H124ZM165 244V243H164ZM179 244H177V245H179ZM184 244V243H183ZM48 245V246H47ZM79 245V244H78ZM77 245V246H78ZM76 246V247H77ZM180 246V245H179ZM189 246V245H188ZM192 246V245H191ZM173 247V246H172ZM181 247H183V245H181ZM193 247H194V244H193ZM219 247V246H218ZM247 247V246H246ZM71 248V247H70ZM170 248H171V246H170ZM180 248V247H179ZM178 248V249H179ZM187 248V247H186ZM189 248V247H188ZM27 249V250H26ZM50 248H48L47 250H49ZM80 249V248H79ZM84 249V248H83ZM82 249V250H83ZM86 249V248H85ZM84 249V250H85ZM88 249V248H87ZM86 249V250H87ZM89 249H91L90 247H89ZM88 249V250H89ZM164 249V248H163ZM163 249L161 250V251H163ZM174 249H176V248H174ZM183 249V248H182ZM190 249V248H189ZM81 250V249H80ZM92 250V249H91ZM168 250H170V249H168ZM177 250V249H176ZM245 250H246V248H245ZM251 250V249H250ZM90 251V250H89ZM159 251V250H158ZM158 251H157V253H158ZM166 251V250H165ZM172 251H173V249H172ZM180 251H182L181 249H180ZM184 251V250H183ZM188 251V250H187ZM187 251H185V252H187ZM190 251V250H189ZM188 251V252H189ZM192 251H193V249H192ZM201 251V250H200ZM207 251H209L210 252V250H207ZM212 252H213V250H211ZM169 252H171V250L169 251ZM185 252H184V254H185ZM194 252H195V250H194ZM201 252H203V251H201ZM216 252V251H215ZM156 253V252H155ZM165 253L166 252H162V254H164L165 255ZM178 253V252H177ZM176 253V254H177ZM180 253H182V252H180ZM150 254H152V253H150ZM173 253L171 252V256H173V258H175V257H177V255L174 257V255H172ZM190 254H191V252H190ZM189 254V255H190ZM196 254V253H195ZM200 254V253H199ZM202 254V253H201ZM214 254V253H213ZM253 254H255V253H253ZM158 255H160V252H159V254ZM179 255V254H178ZM186 255H188V254H186ZM193 255V253L191 254V256ZM203 255V254H202ZM207 255V254H206ZM215 255V254H214ZM220 255V254H219ZM243 255V254H242ZM249 255H251V253H249ZM2 256H3V254L1 255V258H2ZM14 256H16V255H14ZM13 256V257H14ZM19 256V255H18ZM149 256V255H148ZM151 256H153V255H150V257ZM155 256V255H154ZM180 256V255H179ZM178 256V257H179ZM195 256H198V254H196ZM195 256H193V257H195ZM209 256V255H208ZM224 256V255H223ZM230 256V255H229ZM241 256V255H240ZM17 257V256H16ZM156 258L158 257V256H155ZM161 257H162V255H161ZM165 257V256H164ZM183 257V256H182ZM192 257V258H193ZM199 257V256H198ZM202 257H204V256H202ZM206 257V256H205ZM213 257V256H212ZM211 256L209 257V258H212ZM242 257V256H241ZM254 257H255V255H254ZM253 257V258H254ZM263 257V256H262ZM5 258V257H4ZM4 258H2V259H0V263H2V264H4V260H6V258L4 259ZM12 258V257H11ZM160 258V257H159ZM167 258V257H166ZM170 258V257H169ZM168 258V259H169ZM200 258H201V255H200ZM215 258V257H214ZM214 258H212V260L213 261H215L216 259H214ZM228 258V257H227ZM227 258H225V259H227ZM229 258H231V257H229ZM8 259V258H7ZM14 259V258H13ZM15 259H17V258H15ZM149 259V258H148ZM147 259V260H148ZM151 259V261L152 260H154V259H152V258H150ZM158 259V258H157ZM160 259H162V261H163V258H160ZM176 259V258H175ZM186 259H187V256H186ZM186 259H185V261L183 260V261H181V262H186ZM208 258H206V260H207ZM222 259V258H221ZM220 259V260H221ZM244 259V258H243ZM247 259V258H246ZM246 259H245V261H246ZM249 259V258H248ZM247 259V260H248ZM17 260H19V259H17ZM21 260V259H20ZM159 260V259H158ZM177 260V259H176ZM179 260V259H178ZM189 260H190V262L192 261L190 258H189ZM189 260H188V262H189ZM201 260V259H200ZM211 260V259H210ZM211 260V264H214V262ZM219 260V262H221ZM224 260V259H223ZM230 260V259H229ZM233 260V259H232ZM161 261V260H160ZM166 261V260H165ZM171 261V260H170ZM194 261H196V260H194ZM207 261H209V259L207 260ZM206 261V262H207ZM226 261V260H225ZM242 261V260H241ZM244 260H243V263L245 262ZM23 262V261H22ZM25 262V261H24ZM153 262V261H152ZM157 262V261H156ZM167 262H168V260H167ZM176 262V261H175ZM175 262H174V264H175ZM180 262V261H179ZM180 262V263H181ZM190 262H189V264H190ZM197 262V261H196ZM195 262V263H196ZM202 262V261H201ZM200 262V263H201ZM210 262V261H209ZM219 262H216V264L217 263H219ZM236 262H238V264H239V262L240 261H237L236 260ZM247 262V261H246ZM248 262H249V260H248ZM247 262V263H248ZM256 262H257V260H256ZM259 262V261H258ZM6 263V262H5ZM14 263V262H13ZM18 263V262H17ZM155 263V262H154ZM166 263V262H165ZM164 262H163V264H165ZM177 263V262H176ZM183 263V264H184ZM187 263V262H186ZM199 263V264H200ZM227 263V262H226ZM225 263V264H226ZM235 263V262H234ZM234 263H232V264H234ZM246 263V264H247ZM252 263V262H251ZM254 263V262H253ZM8 264H10V263H8ZM12 264V263H11ZM156 264V263H155ZM159 264V263H158ZM168 264H169V262H168ZM192 264H194V262L192 261ZM197 264V263H196ZM202 264V263H201ZM203 264H208V262L207 263H204V261H203ZM210 264V263H209ZM229 264V263H228ZM242 264V263H241ZM256 264V263H255Z\"/></svg>","mask_w":264,"mask_h":264}]
</instances>
